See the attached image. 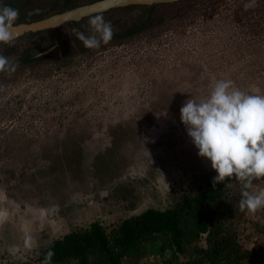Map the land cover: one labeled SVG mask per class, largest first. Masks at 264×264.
<instances>
[{"label":"rangeland","instance_id":"rangeland-1","mask_svg":"<svg viewBox=\"0 0 264 264\" xmlns=\"http://www.w3.org/2000/svg\"><path fill=\"white\" fill-rule=\"evenodd\" d=\"M4 1L25 16L85 0ZM247 2L208 1L98 50L10 64L0 78V264H22L70 228L94 220L109 227L162 208L213 170L198 156L180 108L204 99L217 79L264 95V0L245 10ZM18 44L39 48L37 38ZM262 189L264 178L249 191ZM232 220L245 246L264 244V209Z\"/></svg>","mask_w":264,"mask_h":264},{"label":"trees","instance_id":"trees-1","mask_svg":"<svg viewBox=\"0 0 264 264\" xmlns=\"http://www.w3.org/2000/svg\"><path fill=\"white\" fill-rule=\"evenodd\" d=\"M93 1L96 0L81 3ZM208 1L212 0L128 5L96 13L80 21H69L59 27L28 32L14 39L11 45L0 44V49L7 54L18 55L13 61H9V55L3 56L7 63L0 69V78L10 72L13 62L27 64L51 55L65 59L103 48L105 44L96 49L86 48L77 37L78 33L91 34L89 20L95 16H102L110 22L113 40L137 36L167 25L169 21L183 19ZM77 4L80 2H73L71 6ZM46 15L22 17L32 21ZM29 38H37L39 48L18 44L20 40ZM49 47H53L51 51L36 54ZM215 175L212 170L194 176L162 208H146L109 227L94 220L84 227L70 228L52 238L22 264H44L49 251L54 253L51 264H123L124 259L140 260L146 256L156 258L154 264H264V244L245 246L232 220L233 215L243 213L239 210L244 190L242 185L226 178L213 187Z\"/></svg>","mask_w":264,"mask_h":264},{"label":"clouds","instance_id":"clouds-1","mask_svg":"<svg viewBox=\"0 0 264 264\" xmlns=\"http://www.w3.org/2000/svg\"><path fill=\"white\" fill-rule=\"evenodd\" d=\"M255 6L256 0H248L244 8ZM18 18V9L0 5V44L13 43ZM89 26L90 35L77 34L86 48H99L112 39V26L102 16L91 18ZM6 63L0 56V69ZM180 120L198 156L210 161L216 172L213 187L226 178L234 179L244 189L239 210L255 214L264 209V189L258 193L248 191L253 181L264 178V95L242 91L231 79H217L204 99L191 97L183 102ZM53 255L49 251L44 264H51Z\"/></svg>","mask_w":264,"mask_h":264},{"label":"water","instance_id":"water-1","mask_svg":"<svg viewBox=\"0 0 264 264\" xmlns=\"http://www.w3.org/2000/svg\"><path fill=\"white\" fill-rule=\"evenodd\" d=\"M174 1L177 0H96L77 6L62 13L53 14L40 20L16 25L13 31L15 37H18L28 32H36L58 27L69 21H79L84 17H88L96 13H102L113 8L124 7L128 5H151L154 3Z\"/></svg>","mask_w":264,"mask_h":264},{"label":"flooded vegetation","instance_id":"flooded-vegetation-1","mask_svg":"<svg viewBox=\"0 0 264 264\" xmlns=\"http://www.w3.org/2000/svg\"><path fill=\"white\" fill-rule=\"evenodd\" d=\"M26 1L30 2L31 0H26ZM5 2H6V1H4L1 5H4ZM88 3H89V2H88ZM71 4H72V3H69L68 6L66 5V6L62 7L61 9L56 10V11H53V12H52V11L44 10V12H40V13H41V14H42V13H44V14H48V15L42 17V18H46V17L51 16V15H53V14H56V13H62V12L68 11V10H70V9H72V8H75V7H77V6L84 5V4H87V3H80V4H77V5H74V6H71ZM40 13H35V14H32V15L30 14V15H25V16H23V15L21 14V12H19V18H18V20L16 21L15 26H16V25H19V24H22V23H29V22H33V21H36V20H40V19H42V18H39V19H36V20L27 21L26 19L23 18V17H25V18H29V17L37 16V15H39ZM22 16H23V17H22ZM84 18H85V17H84ZM23 19H24V20H23ZM82 19H83V18H82ZM80 20H81V19H80ZM80 20H79V21H80ZM60 26H61V25H60ZM58 27H59V26H58ZM54 28H55V27H54ZM25 34H27V33H25ZM23 35H24V34H22V35H20V36H18V37H21V36H23ZM18 37H15V39L18 38ZM52 48H53V47H49L47 50H45V51H43V52H37L36 54H38V53H40V54H45V53L51 51ZM15 65H16V66L18 65L17 62L15 63Z\"/></svg>","mask_w":264,"mask_h":264}]
</instances>
